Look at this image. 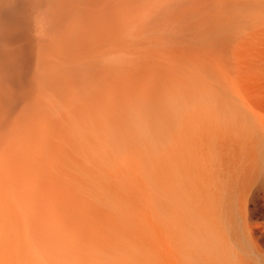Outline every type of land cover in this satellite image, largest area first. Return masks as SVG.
Returning <instances> with one entry per match:
<instances>
[{
    "label": "bare ground",
    "instance_id": "6f19581e",
    "mask_svg": "<svg viewBox=\"0 0 264 264\" xmlns=\"http://www.w3.org/2000/svg\"><path fill=\"white\" fill-rule=\"evenodd\" d=\"M0 264H264V0H0Z\"/></svg>",
    "mask_w": 264,
    "mask_h": 264
},
{
    "label": "rangeland",
    "instance_id": "374dc122",
    "mask_svg": "<svg viewBox=\"0 0 264 264\" xmlns=\"http://www.w3.org/2000/svg\"><path fill=\"white\" fill-rule=\"evenodd\" d=\"M66 203H70V204H74V205H85V204H87L84 200H75V201H72V202H69V201H66ZM55 203H52V202H50V203H47V204H45V205H54ZM44 205V206H45ZM56 205V204H55Z\"/></svg>",
    "mask_w": 264,
    "mask_h": 264
}]
</instances>
